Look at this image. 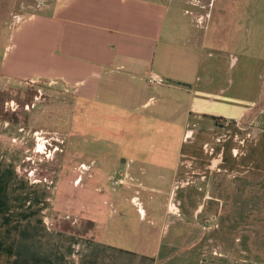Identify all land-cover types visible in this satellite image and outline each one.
I'll return each mask as SVG.
<instances>
[{
	"label": "crops",
	"instance_id": "crops-1",
	"mask_svg": "<svg viewBox=\"0 0 264 264\" xmlns=\"http://www.w3.org/2000/svg\"><path fill=\"white\" fill-rule=\"evenodd\" d=\"M55 1L49 12L31 13L15 27L6 81L37 79L48 86L53 80L50 86L71 92L70 137L82 118L87 129L109 134V119L128 129L140 108L185 96L180 151L170 190L163 191L167 210L161 205L159 213L151 195L149 208L137 209V221L148 218V226L138 231L140 225H126L130 219L121 207L116 222L103 228L89 218L92 228L76 234L44 223L45 195H33L37 206L24 205L25 146L14 139L15 127L0 126V264H264V62L222 48L217 33L209 38L198 11L189 19L170 14L173 0ZM151 71L167 84L147 85ZM171 109L180 110L177 104ZM240 129L251 142L237 158ZM156 173L157 183L165 180ZM135 179L126 173L112 204L128 199ZM98 229L105 230L100 238L93 236Z\"/></svg>",
	"mask_w": 264,
	"mask_h": 264
},
{
	"label": "rangeland",
	"instance_id": "rangeland-1",
	"mask_svg": "<svg viewBox=\"0 0 264 264\" xmlns=\"http://www.w3.org/2000/svg\"><path fill=\"white\" fill-rule=\"evenodd\" d=\"M55 3V0H0V126L5 125L7 131L10 127H15L18 134H13L14 139L25 146L20 172L22 180L26 178L22 193L27 192V197L22 201H25L24 205L30 202L29 206H37L39 201H35L33 196L37 192L45 195V201L51 198V205L46 206L49 222H55L76 234L92 228L90 219L100 222L103 228L116 222L115 217L119 215L121 207L126 209L130 219L126 225H140L138 231L142 230L148 226V218L137 221L140 215L137 209L149 208V195L154 197L152 205L159 213L161 205L166 210L168 208L169 195L165 197L163 191L170 190L173 161L177 160L180 151L181 108L186 97L182 96L183 101L175 102L164 97L159 102L140 108L129 119L137 121L136 124H129L128 129H125V123L118 121L117 125L114 119H109V128L114 127L109 134L87 129L86 119L82 118L75 123L77 135L72 134L74 137H70L68 117L71 115L70 109L74 110L73 94L42 83L6 81L4 71L9 54L7 46L12 42L15 27L31 13L49 12ZM172 8L174 11L172 9L170 14H182L186 19L192 17V12L198 11L209 38L212 39L214 35L216 37L217 33L222 48H231L237 55L246 53L264 62V0H173ZM205 44L214 46L215 42ZM151 94L155 98H161L158 92L151 91ZM176 104L180 110L174 114L171 107ZM52 111L56 113L54 117ZM94 114L99 118L106 117L104 113ZM172 122L175 124L171 125ZM103 123L106 125L105 121ZM94 125L98 126L96 122ZM105 125L103 127L108 128ZM119 127H123L120 133L117 132ZM243 132L245 131H239L240 135L236 139L240 149L236 153L237 158L242 157L241 150L251 142V138ZM40 142L47 148L48 143L51 144L50 149H47L49 158L34 153V146ZM168 144L171 148H168ZM54 145L57 150H52ZM95 157L98 160L90 165L89 161ZM159 159L170 166L165 164L156 167L155 162ZM156 171L164 175V181L157 183ZM126 173L139 179H135L137 185L127 190L130 194L128 199L124 202L122 200L121 205L112 204L113 198L115 199L113 195L123 189L121 185L114 186L113 179L124 178ZM37 179L40 181L34 182ZM49 180L55 186L52 194L45 187V181ZM135 191L138 193L133 196L139 203L133 205L129 199ZM133 229L135 234L137 229ZM102 231L105 230L94 231L93 236L102 237ZM110 237L113 241H118L115 236Z\"/></svg>",
	"mask_w": 264,
	"mask_h": 264
},
{
	"label": "built area",
	"instance_id": "built-area-1",
	"mask_svg": "<svg viewBox=\"0 0 264 264\" xmlns=\"http://www.w3.org/2000/svg\"><path fill=\"white\" fill-rule=\"evenodd\" d=\"M25 82L27 83H32V84H38L39 81L37 79H29V80H26ZM55 81L53 80H50V81H47L46 84H48L49 86L54 84ZM145 82L147 85L149 86H152V87H155V86H158V85H165L167 84V80L160 76L159 74L155 73V72H149L146 77H145ZM12 103V102H11ZM10 103V104H11ZM20 131L22 130V128L19 129ZM19 131V132H20ZM37 135V134H36ZM37 140V139H36ZM49 145V148H47L44 145H42V148H38L37 146H34L33 150H34V153H37L39 154L40 156L43 155L44 157L46 158H49L50 154L47 152V149L49 150L50 149V143H48ZM57 150L58 148L54 145L52 150ZM41 161V159H39ZM121 176V175H120ZM40 180H35L34 182H38ZM46 182V190H50L51 192H49L50 194L54 193V190H55V186H52L51 184L53 183L51 180L49 181H45ZM124 184V178L120 177L119 179H116L114 178L113 179V185L116 186V185H123ZM52 201H51V198H48L46 200V205H43V203L40 202V205L42 206V215H43V221L46 225H49L51 224L49 222V215H48V208L46 206H49L51 205ZM136 203V201H135ZM172 208L174 209V205L172 204ZM173 209H170V210H173Z\"/></svg>",
	"mask_w": 264,
	"mask_h": 264
},
{
	"label": "bare ground",
	"instance_id": "bare-ground-1",
	"mask_svg": "<svg viewBox=\"0 0 264 264\" xmlns=\"http://www.w3.org/2000/svg\"><path fill=\"white\" fill-rule=\"evenodd\" d=\"M37 147H38V148H42V144H41V142L37 144Z\"/></svg>",
	"mask_w": 264,
	"mask_h": 264
}]
</instances>
